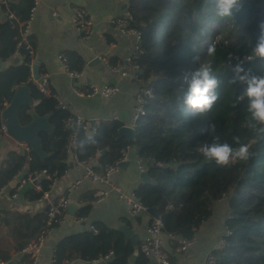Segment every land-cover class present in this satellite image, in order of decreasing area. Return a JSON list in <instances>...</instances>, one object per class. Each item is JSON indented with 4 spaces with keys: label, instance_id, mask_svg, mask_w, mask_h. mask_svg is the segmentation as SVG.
I'll return each mask as SVG.
<instances>
[{
    "label": "trees",
    "instance_id": "1",
    "mask_svg": "<svg viewBox=\"0 0 264 264\" xmlns=\"http://www.w3.org/2000/svg\"><path fill=\"white\" fill-rule=\"evenodd\" d=\"M34 4V0L0 2V61L14 55L21 57L20 63H11L0 71V109L10 100L14 87L28 84L33 99L38 101L36 112H51L49 121L53 125L52 134L40 133L43 149L51 152L44 160L35 153L27 158L17 148L3 152L0 190L17 177L24 165L27 172H46L47 177L39 179L41 190L25 184L28 202L38 201L45 191L50 192L72 163L67 147L70 130L65 126L69 110L60 108L56 97L42 94L30 80L35 47L25 28ZM129 21L139 33L137 81L141 87H151L153 97L145 105V114L136 121L133 140L117 137L122 124L116 120L101 121L93 133L87 127L80 128L72 151L73 163L82 162L93 173L103 174L130 146L152 179L150 184H138L133 195L146 209L157 208L164 234L177 239L194 237L211 217L215 203L224 199L226 212L232 218L226 221L230 234L223 236L225 246L213 252L216 264H264V140L252 143L253 154L248 161L227 167L206 161L196 150L215 136L232 144L234 136L252 141L251 133L242 127L246 116L244 86L233 83V77L237 65L264 73V60L252 53L264 22V0H241L234 16L224 18L216 14L215 0H129ZM212 42L216 43V51L208 56L207 46ZM63 53L68 72L78 74L83 67L82 57L71 50ZM193 55L211 62L219 80L218 99L212 109L195 118L182 104L187 90L182 77L197 66L192 62ZM250 56L253 59L248 60ZM20 118L21 123L29 120L24 109ZM209 125H214L215 130ZM3 135L0 121V136ZM101 150L105 152L101 154ZM49 208L45 202L35 211L0 209V261L7 263L12 253H21L46 229ZM90 208V203L85 204L76 217L85 218ZM63 217L64 214L57 219ZM58 223H51L53 229ZM91 227L92 231L88 228L61 239L51 264L93 262L106 256L107 264H127L129 257H133L132 264H148L140 243L133 245L121 231L101 222H93ZM177 241L170 243L176 246ZM30 261L20 254L13 264Z\"/></svg>",
    "mask_w": 264,
    "mask_h": 264
},
{
    "label": "crops",
    "instance_id": "2",
    "mask_svg": "<svg viewBox=\"0 0 264 264\" xmlns=\"http://www.w3.org/2000/svg\"><path fill=\"white\" fill-rule=\"evenodd\" d=\"M74 5L83 8L87 18L93 23L94 33L89 38L83 37L72 22L71 7ZM117 17H125L129 20V0H40L30 23L29 33L33 37L35 47L34 59L40 62L39 73L46 74L48 78L47 96L56 97L59 102L66 105L69 112L79 115L84 121L89 122L94 119L93 127L90 128L87 124L91 133L103 120H116L122 125L129 126L133 123L135 97L141 87L139 81L134 76H122L112 71L109 66L126 65V60L136 50L138 39L131 33L117 29L112 22ZM69 50L75 51L83 59V67L75 76L69 74L59 57L61 52ZM98 58H101V62L99 60L93 62ZM9 61L10 64L20 63L21 57L14 55ZM104 84L116 85L117 92L107 97L88 93L91 86ZM4 108L2 106L0 109L2 122L4 121L1 119V111ZM2 131L4 135L0 136V162L6 149L22 148L20 151L25 153L27 158L32 154L31 150L26 153L30 149L27 144L17 143L6 135V129ZM26 146L29 147L28 150ZM71 160L68 171L55 182L48 197V201L51 202H56L62 196L66 197L67 210L59 225L45 238L36 264H51L57 243L67 236L88 228L92 231L93 222H101L113 229H117L119 225H127L139 234L138 243H140L147 236V228L153 219L146 211H142L138 215V222L133 224L127 215L125 198L113 191H109L100 201H92L96 192L109 190V185L103 181L84 177L85 168L76 162L73 163L72 158ZM126 160L129 161V165L111 174L109 180L124 192L128 190L133 194V189L141 183L138 172L142 164L134 150L129 151ZM27 171L28 168L24 165L20 173ZM77 179L81 181L73 185ZM21 180L15 177L0 190V209L35 211L45 204L40 199L28 202L24 189L31 185L25 182L16 189L15 186L21 183ZM12 190H15L17 195L12 194ZM87 203L91 204L88 215L83 219L77 218L76 213ZM69 205L76 206L74 215L68 214ZM227 218L225 200L221 199L215 203L211 217L201 224L194 241L186 248H181L176 236L172 237L161 232L163 251L167 260L169 259L173 264H205L206 257L218 249V242L224 236ZM4 229H6L5 225ZM170 240H178L177 245L172 246ZM20 254L27 256L24 252L12 253L8 263H15ZM147 257L150 260V256ZM107 259L108 256L100 257L93 262L107 264ZM132 260L133 257H129L127 264H132ZM81 262L87 263V261Z\"/></svg>",
    "mask_w": 264,
    "mask_h": 264
},
{
    "label": "built area",
    "instance_id": "3",
    "mask_svg": "<svg viewBox=\"0 0 264 264\" xmlns=\"http://www.w3.org/2000/svg\"><path fill=\"white\" fill-rule=\"evenodd\" d=\"M1 3H7L8 0H0ZM40 0H34V6L32 7L29 18L26 22V28L25 33H29L30 23L34 17L35 9L39 5ZM72 22L75 26V28L83 35L85 38H89L93 33V23L90 19L87 18L85 10L79 6H72ZM113 24L117 27L118 30L124 33H131L133 34L137 39H139V33L133 29L130 26V22L125 17H117L112 20ZM28 46V45H27ZM138 52V46H136L135 52L126 60V65L118 64V65H110L109 68L112 71L117 72L118 74L122 76H134L136 79H138V65L135 61L137 57ZM61 63L67 70L66 64H65V56L64 53L61 52L59 54ZM230 57V56H229ZM248 60L253 59L252 56L247 58ZM34 58L32 59V64L34 62ZM31 64V65H32ZM31 65H30V80L36 85L38 90L42 94H49V88H48V78L46 74H40L38 79L33 80L31 77ZM68 71V70H67ZM70 75L75 76L77 73L69 72ZM241 86H244L243 84L239 83ZM118 90L116 85H106L103 86H91L89 90V94L93 95H101L104 97L111 96L114 93H116ZM78 94H81L77 91ZM153 97V89L151 87H140L139 91L135 97L136 100V107L134 114L132 116V127L135 128L136 121L139 117L145 114L146 109L145 105L147 104V101L149 98ZM35 103H38L37 100H34ZM9 101H5L3 103V107H6L8 105ZM58 105L62 109H67L66 105L62 102L58 101ZM87 124L89 125V122L84 121L79 115L72 114L71 112L68 114L67 118L65 119V126L70 130V136L67 142V147L69 151L71 152V158L75 160L74 154H72V151L75 149L77 145L78 140V134L80 128L87 127ZM1 129L5 130L6 125L4 122L1 121ZM28 146H26V149L28 150ZM130 151V146H127L125 151L123 152V156L121 159L115 163L107 166L105 168V172L103 174H95L90 169L89 165H86L82 162L75 161L77 164L82 165L85 168V174L84 177H90L94 180H99L106 182L109 185V190L106 191H98L95 193L94 198L92 201H100L102 200L109 191H113L119 196H123L126 200V211L128 218L131 220L133 224L138 222L137 218L140 212L146 211L145 206L142 204V202L135 197H128L125 195L124 190L121 188L114 186L110 183L109 177L111 174L117 172L120 170V163L127 159V155ZM30 149L26 151V153H29ZM140 170L145 169L142 165L139 167ZM26 176V179H24ZM42 177H47L46 172L44 170H31L29 172H26L24 175V178H22L21 183L17 184L16 189H19L21 187V184L23 183H29L31 186H33L36 190H41V186L39 184V179ZM81 180L77 179L74 181L73 185L79 184ZM17 195V193H15ZM49 197V191H45L40 198V200L44 202H48L50 205L49 211H48V221H47V227L44 229L36 238L31 240L23 249L22 252L26 253L27 257L30 258V262L28 264H36L39 251L43 245V242L45 238L49 235V233L53 230V227L51 226V223L58 221L60 222L62 219H57V216L64 214L67 210L68 206V200L66 197L62 196L57 201L51 202L48 201ZM228 218H232L231 215H228ZM161 232H162V221L160 217L153 218L151 223L149 224L147 228V236L140 242L139 249L141 252H143L146 256H150L154 259L155 264H170L169 261L166 258V255L163 251L162 246V240H161ZM230 234L229 229L227 226L225 227L224 235ZM174 237V235H171ZM194 241V237L188 238V239H179V244L181 248H186L188 245H190ZM226 241L224 240L223 236L220 238L218 242V249H221L225 246ZM205 264H216L217 259L212 254H209L205 261ZM0 264H5V262L0 261Z\"/></svg>",
    "mask_w": 264,
    "mask_h": 264
},
{
    "label": "clouds",
    "instance_id": "4",
    "mask_svg": "<svg viewBox=\"0 0 264 264\" xmlns=\"http://www.w3.org/2000/svg\"><path fill=\"white\" fill-rule=\"evenodd\" d=\"M217 16L233 17L241 7V0H215ZM261 32L253 47V55L264 60V22L260 24ZM216 43H209L207 55L213 56ZM192 62L197 66L191 71H185L182 79L187 84L183 94L182 104L189 114L195 118L209 112L218 99L217 88L219 80L213 71L211 62L201 61L199 55L192 56ZM233 83L244 85L242 97L246 99V116L242 127L251 133L252 141H243L240 136H234V144L221 142L215 136L211 142H205L196 149L206 161L214 162L218 167H227L238 161H248L251 156L252 143L264 140V73H253L240 65L235 68ZM214 131L215 126L209 125ZM201 131H205L201 129Z\"/></svg>",
    "mask_w": 264,
    "mask_h": 264
},
{
    "label": "water",
    "instance_id": "5",
    "mask_svg": "<svg viewBox=\"0 0 264 264\" xmlns=\"http://www.w3.org/2000/svg\"><path fill=\"white\" fill-rule=\"evenodd\" d=\"M98 58L93 60L96 62L100 60ZM10 65V61H0V71ZM90 65V64H89ZM40 62L38 60H34L31 65V77L33 80L38 79L40 73ZM37 103L34 102L32 97L31 87L28 84H21L14 87L13 93L9 100L8 105L1 111V119L4 121L6 125V135L10 136L17 143H25L30 147L32 153H35L40 160H44L47 156L51 154V152H46L43 149L40 133L46 132L48 134H52L53 125L49 121L51 112L45 114H39L35 110V106ZM24 109V114L29 118L26 123H21L20 113L21 110ZM95 120L91 119L89 121L90 128L93 127ZM135 136V128L129 125H122L117 131V137H124L127 140H133ZM22 151V148H19ZM133 150L130 149V152ZM105 150H101V154H103ZM129 165L128 160H124L120 163L121 168H126ZM25 175V172L19 173L17 175V179L21 180ZM138 177L140 182L143 184L152 183V179L149 176L148 170L143 169L139 170ZM125 194L128 197H132L133 194L130 191H126ZM44 204V203H42ZM76 210V206L69 205L68 214L74 215ZM146 212L152 217L157 218L158 212L156 207L146 209ZM117 230L121 231L124 236L131 241L133 245H136L139 241V234L135 232V230L127 225H119ZM10 264V263H5ZM76 264H96L94 262H79ZM149 264H155L154 259L150 257Z\"/></svg>",
    "mask_w": 264,
    "mask_h": 264
},
{
    "label": "rangeland",
    "instance_id": "6",
    "mask_svg": "<svg viewBox=\"0 0 264 264\" xmlns=\"http://www.w3.org/2000/svg\"><path fill=\"white\" fill-rule=\"evenodd\" d=\"M126 195V194H125ZM127 196V195H126Z\"/></svg>",
    "mask_w": 264,
    "mask_h": 264
}]
</instances>
